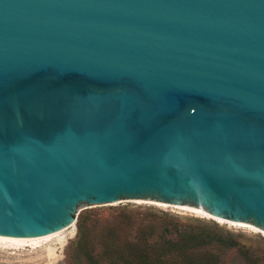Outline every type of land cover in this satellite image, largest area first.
Wrapping results in <instances>:
<instances>
[{
	"label": "water",
	"instance_id": "1",
	"mask_svg": "<svg viewBox=\"0 0 264 264\" xmlns=\"http://www.w3.org/2000/svg\"><path fill=\"white\" fill-rule=\"evenodd\" d=\"M120 202L264 234V0H0V237Z\"/></svg>",
	"mask_w": 264,
	"mask_h": 264
},
{
	"label": "rangeland",
	"instance_id": "2",
	"mask_svg": "<svg viewBox=\"0 0 264 264\" xmlns=\"http://www.w3.org/2000/svg\"><path fill=\"white\" fill-rule=\"evenodd\" d=\"M78 223L84 226V234L87 235L89 242L88 251L92 256H100L104 251L105 242L109 239L115 240L116 244L121 246L134 237L146 236L150 226H155L157 235L161 234L162 227H167L172 231L169 237H175L172 225H176L182 231L208 226L219 234L232 238L236 247L227 249L209 246L200 251L218 255L220 264H264L263 234L220 224L174 207L144 202H120L82 208L75 224L66 233L56 237L58 239L53 238L41 243L34 250L36 252L26 247L23 252H18L20 257L16 259L0 250V264H88L75 245L78 238Z\"/></svg>",
	"mask_w": 264,
	"mask_h": 264
},
{
	"label": "trees",
	"instance_id": "3",
	"mask_svg": "<svg viewBox=\"0 0 264 264\" xmlns=\"http://www.w3.org/2000/svg\"><path fill=\"white\" fill-rule=\"evenodd\" d=\"M77 228L75 245L88 264H220L218 255L200 250L209 246L236 247L232 238L208 226L182 231L172 225L175 237H169L172 231L167 227H162L161 234L157 235L155 226H150L146 236L134 237L121 246L109 239L100 256H92L84 226L78 223Z\"/></svg>",
	"mask_w": 264,
	"mask_h": 264
},
{
	"label": "bare ground",
	"instance_id": "4",
	"mask_svg": "<svg viewBox=\"0 0 264 264\" xmlns=\"http://www.w3.org/2000/svg\"><path fill=\"white\" fill-rule=\"evenodd\" d=\"M154 205H156V204H154ZM176 209H178V208H176ZM180 210H182V209H180ZM183 211H186V210H183ZM186 212L192 213V214H194L196 216H200V217H203V218L212 219V218H210L208 216L197 214V213H194V212H190V211H186ZM212 220H214V221H216L217 223H220V224H226V223L219 222V221H217L215 219H212ZM228 225H230V224H228ZM72 226H70V227H68V228H66V229H64V230H62V231H60L58 233H55V234H52L50 236H46V237H43V238L20 240V239H12V238H2V237H0V250L3 251V253L7 254L8 256H11V258L16 259L19 256L18 252L22 251L24 248L29 247L30 250L34 251V250L37 249V246L40 245L41 243L43 244V242H46V241H49L50 239L59 237L61 234L66 233L68 230H70V228ZM230 226H235V227H238V228L248 229V230L260 233V232H258L256 230L252 229L251 227H242V226H236V225H230ZM70 232H72V231H70ZM261 234H263V233H261ZM56 239H58V238H56ZM10 251H14V252H10ZM48 251H49V249H48ZM24 252H25V250H24ZM34 252H36V251H34Z\"/></svg>",
	"mask_w": 264,
	"mask_h": 264
}]
</instances>
